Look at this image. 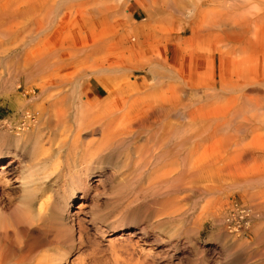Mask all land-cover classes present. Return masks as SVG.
Masks as SVG:
<instances>
[{
	"label": "bare ground",
	"instance_id": "bare-ground-1",
	"mask_svg": "<svg viewBox=\"0 0 264 264\" xmlns=\"http://www.w3.org/2000/svg\"><path fill=\"white\" fill-rule=\"evenodd\" d=\"M110 1L59 3L63 16L77 13L94 19L102 13L108 18L117 15ZM134 1L144 9L145 18L150 16L147 8L158 3ZM8 10L0 7V103L10 112L0 121V160L6 153L19 156L21 182L16 190L0 185V264L14 257L15 249L21 250L17 258L21 261L28 255L34 239L20 246L21 239L15 242L13 237L21 232L26 237L32 225L48 223L47 230L51 231L50 224L63 235L71 233L73 222L82 224L84 218L70 219L65 214L76 191L83 201L88 200L95 176L111 184L102 195L108 197L106 205L113 204L104 212L113 224L123 225L134 205L135 212L150 211L151 224L166 227L170 236L189 237L206 217L221 221L226 205L234 206L231 196L237 192L242 205L248 204L253 216L261 219L253 225V234L264 236V0H175V22H180L181 33L212 42L213 58L221 67L194 79L175 71V86L172 78L164 84L167 66L160 59L134 66L112 60L95 62L96 56L112 46L95 38L82 47L81 43L67 45L65 50L70 52L59 61L60 66L80 68L68 76L65 72L67 77L50 69L55 60L51 57H56L52 53L44 60L46 69H36L44 58L38 46L47 38L56 15L53 11L41 15L39 21L33 19L35 28L25 27L17 41L13 39L17 10ZM4 38L10 42L4 43ZM19 51L23 58L18 57ZM250 54L256 58L251 60ZM80 56L84 63L76 59ZM131 68L143 71L140 86L130 76ZM20 75L22 92L16 83ZM93 82L102 88L103 97L95 96ZM175 112L193 124L191 129L197 127L192 134L174 136ZM164 119H168L167 127ZM105 159H110L113 172L103 169L93 175ZM181 192L191 199L189 204L176 201ZM82 206L84 202L78 209ZM91 213L99 210L91 209ZM54 221L62 223L53 225ZM250 246L247 240L236 239L233 250L245 254ZM129 253L112 250L104 264L154 263ZM53 261L44 256L38 264Z\"/></svg>",
	"mask_w": 264,
	"mask_h": 264
},
{
	"label": "rangeland",
	"instance_id": "rangeland-1",
	"mask_svg": "<svg viewBox=\"0 0 264 264\" xmlns=\"http://www.w3.org/2000/svg\"><path fill=\"white\" fill-rule=\"evenodd\" d=\"M127 1L124 4L123 0H111L109 6L117 15L113 18H108L102 13L94 19L81 14L78 15L77 13L71 16H63L61 11L63 7L60 6L59 0H0V7L11 9L8 11L15 10L14 12H16L17 10L18 13L16 12V14L18 15H15V18H17L14 19L16 23L13 25L15 26L14 31L17 29L13 39L17 41L22 37L20 33L25 27L29 25L34 29V21L36 19L39 21L41 20V15L54 11L56 20L51 31L48 32L47 38L38 46L40 50L39 55H43L42 57L44 58L39 61L40 63L37 66L35 65L36 69H46L44 60L48 58L47 53H52L56 57H51L55 60L53 61L54 63H50L56 65L54 67L52 65L50 69L55 72H60L61 74L59 75L62 76L65 75V72L66 75H70L71 70L77 71L80 68L60 66L61 63L59 61H62L61 59L64 60V55L70 52L69 50H65L67 49V45L69 43H74L73 45L81 43L80 47H82L89 45L90 42L88 41H91L90 39L92 38H95L96 41L104 40L112 45L107 52L96 56L94 58L95 62L96 60H112V62H119L121 66H134V64L141 65L150 58L162 60L164 65L167 66L166 69L170 70L167 71L165 68L160 69V74L164 75L165 73L167 75L166 77H168L164 84H169L167 83V80H170L169 78H172V83L175 81V71L187 79H194L199 75H205L221 68L218 61L213 58L214 47L212 42L207 43L205 39L202 41L201 38L197 37L199 41L196 37H192L189 32L185 34L181 33L179 30L182 27L180 22H175V0H158V3L150 5L146 10L148 15H150L149 18H145V14L142 11L144 9H141V6L139 7L134 0ZM176 23H178L177 26H175ZM6 27L4 26V29ZM176 28H178V32H176ZM3 42L9 43L10 39L4 38ZM118 42H121V44H118ZM61 54L63 58H58ZM17 55L19 58H23L22 52L19 51ZM249 56L251 60L256 58L254 54H250ZM79 58H76L79 60L77 61L84 63L82 60L83 56ZM130 70L129 73L133 81H135L136 85L140 86L143 82V71L134 68ZM163 70L164 73H162ZM66 75L65 77L68 76ZM16 83L20 85L17 91L22 92L24 88V78L22 75L17 77ZM92 84L96 90L95 96L98 98L103 97L105 94L102 88L94 82ZM172 85L175 86V83ZM9 115L10 112L7 110V107H3L0 103V121L5 120ZM173 120L175 137L190 135L197 128L195 126L191 129L193 124L189 125L180 113L175 112ZM167 121L168 119H164V127H167ZM196 123L199 122H194V124ZM196 125L199 126L198 124ZM4 155L0 160V185L16 190L21 182L19 178V156L14 153H6ZM109 160L105 159L101 167H97L92 172L94 173L93 175L104 171L103 169H107L112 173L113 170L109 165ZM98 180L99 178L97 176L91 180V188L87 201H83L84 199L80 197L79 190L73 196V200L68 207V213L65 215L70 219L81 217L85 220L83 219L82 224L73 222L72 225L68 223L72 225L71 233L61 235L57 232L56 227L50 226L49 224L48 229H51L50 231L47 230L48 223H43V226L34 227L32 225V227H28L29 233H31L29 234L27 232L26 237L24 234L21 235L22 232L16 234V237H13L15 242L21 239L20 246L23 245L21 242L34 239L32 241V250L26 255L25 260H22L24 263L38 264L44 256H49L55 258V261L51 262V264H104L111 257V251L119 249V251L130 252L129 254L135 258L137 256L142 257L143 255V257L145 256L155 264H264V236H255L252 231L253 225L257 224L261 219L253 216V212H250L248 204L242 205L243 201L239 193L234 192L232 193L233 196H231L233 199L232 203L234 204L232 207L234 209L238 208V212L232 210L233 208L230 207V204L228 206L226 205L227 212L222 216L223 218L221 217V221L217 222L218 219L215 221V219L209 218L208 216L203 221L200 229L192 233L189 237L170 236L165 229L166 227L161 228L151 224L152 215L150 211L145 208H140L135 212L134 205L129 207L130 209L128 210L125 222L122 223L123 225L113 224L108 215L104 213L108 212L109 207L113 206V204L106 205L104 199L108 197H105V194L102 195L104 192L108 193L110 191L111 184H109V181L100 182ZM103 187L105 188L104 191L102 190ZM184 193L186 192L177 194L179 196L178 198H180L178 199L179 201L175 199L181 204L185 202L183 204L186 205L191 202V199L187 198ZM92 194L95 196L92 197ZM181 195L184 198H181ZM80 202H84L86 206L78 209ZM96 203L97 205L99 203V205L97 206ZM91 209L99 210V213L92 214ZM103 213L104 215H102ZM96 217L97 219H95ZM56 223L62 222H52L53 225ZM62 224L66 226L67 222L63 220ZM99 227L102 230L101 233ZM95 228L99 229L95 230ZM54 232L59 234L57 235L58 237L54 236ZM33 234L35 236L36 234L43 235L44 237L42 236V238L44 239L38 241ZM21 236L23 240L20 238ZM49 239L54 241L50 243ZM236 239L247 240L251 245L250 251H246L247 253L245 254L244 252H234L233 243ZM35 240L38 241V243L36 242L37 245H34ZM38 246H40L39 249ZM113 246L115 248H112ZM15 251V256L14 253H11L10 255L14 257L11 258V256H8L4 264H17V262H19L18 264H23L20 259H17L20 258L18 256L21 250L15 249Z\"/></svg>",
	"mask_w": 264,
	"mask_h": 264
}]
</instances>
